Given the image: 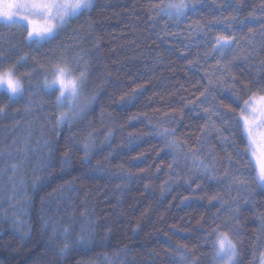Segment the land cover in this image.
<instances>
[{"label":"trees","instance_id":"16d2710c","mask_svg":"<svg viewBox=\"0 0 264 264\" xmlns=\"http://www.w3.org/2000/svg\"><path fill=\"white\" fill-rule=\"evenodd\" d=\"M157 2L159 0H96L95 10L69 26L52 46L55 55L62 50L61 44L75 46L67 50L69 55L79 49L88 53L91 60L89 85L99 87L100 96L84 120L73 125L72 131L76 139H83L91 132L97 147L87 164H82L79 159L81 151L73 158L71 174L57 170L54 175L45 176L35 191L32 189L33 168L41 155L39 142L42 136H51L46 114L47 119H51L54 107L51 101L41 106V95H32L28 91L29 88L35 90L42 79L41 71H33L36 65L31 57L35 55L37 60L44 62V57L53 56V52L46 48L43 55L34 53L25 46L22 32L0 27V53L3 54L0 60L6 61L0 68L11 67L26 53L29 56L27 63L16 64L17 74L25 81V97L19 103H9L0 93V106L7 105L5 113L0 115V153H3L0 169H4L0 175V213H5L0 219V264H61L53 251L45 250L44 241L52 225L62 231V226L70 223L73 207L76 220L81 219L85 194L87 207L95 208L99 223L113 229L112 241L107 249H96L87 255L71 250L67 264H77L81 259L94 258L104 251L114 256L117 264H169L170 252L176 250L177 243L187 244L189 254L199 257L197 264H210L207 252L210 245L203 244L201 237L214 218L217 202L210 205L206 198L198 199L203 191L196 189L193 192L195 183L191 188L183 180L179 183L169 180L165 184L169 175L175 177L177 172L185 175V165L191 162L181 158L169 171L171 156L165 159L166 151L157 156L159 138L145 133L152 130L153 124L167 123L173 117L179 120V110L183 109L184 120L169 126L176 128L181 141L187 140L188 146H196L195 135L188 134L199 135L205 114L198 109L200 114L197 115L192 112V106L185 107V104L196 100L200 92L209 88V79L218 83L219 77L224 76L231 82L227 73L216 66V53L209 52L213 36L220 32H236L239 37L243 28L242 35L249 37L254 45L241 40L251 55L247 61L237 60L231 65L232 72L238 77L237 87H241L240 80L252 81L254 87L257 76H264V65L260 63L264 60V35L259 22L253 19V15H264V0H190L196 6L195 11L190 8L187 18L179 23L156 16L153 5ZM216 18L221 20L218 22ZM197 24L203 25L199 35L192 34ZM248 27H254V34L248 32ZM204 33H208L207 37ZM228 59L231 56L226 54L221 63ZM25 73H31V77ZM215 91L218 99L230 95L219 88ZM133 96L135 99L129 104L128 100ZM43 99L47 100V97ZM204 99L200 97V100ZM29 100L33 102V108L26 112ZM134 115L139 118L130 119ZM109 131L112 135L106 141ZM70 134L67 128L61 130V146ZM26 139L29 151L27 161L22 163ZM212 139L219 150V141ZM182 148L187 152V146L182 145ZM11 163L21 164L15 176ZM89 165L103 168L105 172H89ZM157 166H160L159 172H156ZM129 172L132 173L131 183L118 188L117 185L123 182L122 177L127 179L125 174ZM21 177L31 197L27 203L14 194L21 191ZM74 177L78 192L66 193L64 197L59 193L49 195L58 184ZM161 186H170L171 191L161 196ZM215 188L220 189L225 200L236 196L235 190L229 192L223 185H215ZM68 196L73 198L72 204L68 202ZM186 196L190 199L184 200ZM21 207L26 215L18 212ZM256 209L264 212V197L259 194ZM42 217L49 221L47 234L41 230ZM17 218L31 229L28 242L23 246L12 226V220ZM241 225L243 245L239 259L241 264H252L253 252L258 255L261 245L256 241L258 221L248 205H244ZM77 233L78 227L74 225L69 234L73 245ZM58 238L64 239L59 233ZM97 264H102V260Z\"/></svg>","mask_w":264,"mask_h":264},{"label":"snow or ice","instance_id":"6c2138e0","mask_svg":"<svg viewBox=\"0 0 264 264\" xmlns=\"http://www.w3.org/2000/svg\"><path fill=\"white\" fill-rule=\"evenodd\" d=\"M95 7L96 0H0V27L9 31L22 32L25 46L34 53L43 55L46 48L53 52V56L44 57V62L37 60L35 55L31 57L36 65L33 71H41L42 79L35 90L29 88L28 91L32 95H41V106L51 101L54 107L51 119H47L46 114L51 136H42V141L39 142L41 155L33 168V191L36 190L37 185L42 184L45 176L50 177L57 170L60 173L71 174L74 168L73 158L81 151L82 155H79V159L82 164H87L93 158L94 149L97 147L91 132L83 139H76L72 131L73 125L84 120L100 96V88L89 85L91 60L88 53L79 49L69 55L67 50L75 46L61 44L59 47L62 50L59 55H55L56 50L52 47L69 26L82 17L89 16ZM153 7L157 10L156 16L175 20L177 23L187 18L190 8L193 11L196 8L190 0H159ZM153 18L155 19V16ZM228 19H234V17ZM253 19L259 22L261 33L264 35V15L261 17L253 15ZM216 20L219 22L221 18ZM247 30L250 34L255 32L254 27H248ZM240 31L239 37L236 32L229 34L220 32L213 36L212 47L209 50L210 53H216V66L227 73L231 82H227L224 76L219 77L218 83L209 79V88L200 92L196 100L185 104V107L192 106V112L197 115L200 114L198 109L205 114L199 135L188 134L195 135L196 146H188L187 140L181 141L176 128L169 126L184 120L183 109L179 110V120L173 117L167 123L153 124L152 130L145 133L159 138L160 147L156 153L157 156L165 151V159L168 155L171 156V162L168 164L169 171L172 170L173 164L181 161V158L191 162L185 165L187 167L185 175L181 176L179 172L175 177L169 175L165 184H168L169 180L173 183L183 180L184 184L191 188L195 183L192 191L195 192L196 189L203 191V195L197 197L198 199L206 198L210 205L213 201L217 202L214 205L216 207L214 218L201 237L203 244L210 245L207 249L210 264H241L239 257L243 245L241 218L244 215V205H248L253 210L258 221L256 241L261 248L258 255L255 251L253 252L252 264H264V212L256 209L257 194L264 197V76H257L254 87L252 81L244 80H240L241 87H237L238 77L232 72L231 65L237 60L247 61L251 55L241 40H246L248 45L254 47L252 40L242 35L244 29L241 28ZM201 32H203V25L197 24L193 27L192 34L199 35ZM204 35L207 37L208 33ZM226 54H229L231 59L221 63ZM0 55L3 54L0 53ZM28 59L29 56L26 53L16 64L27 63ZM5 62L0 60V64ZM260 63L264 65V60ZM16 64L7 69L0 68V93L7 97L9 103H19L26 95L25 81L17 74ZM25 75L31 77V73H25ZM28 83L31 84L30 79ZM210 88L213 91L210 92ZM216 88L230 95L224 99H218ZM43 97H47V100ZM200 97L205 99L200 100ZM120 99L123 101L124 97ZM133 99H135L134 96L130 97L128 103L130 104ZM197 100H200V103H197ZM6 108L7 105L0 106V115L5 113ZM32 108L33 102L29 100L25 111L31 112ZM138 118L137 115L130 117V119ZM148 123L151 124V121L149 120ZM65 128L69 129L71 134L61 146L59 144L61 130ZM111 135L109 131L105 140L108 141ZM30 137L31 133H29V139ZM213 137L220 143L219 150L213 144ZM129 140L131 145L133 142L131 137ZM182 145L187 146V152L183 150ZM28 151L29 141L26 139L22 163L27 161ZM8 156L11 158L12 154L9 153ZM10 167L15 176L21 164L11 163ZM88 171L104 173L105 169L89 165ZM141 171L146 170L141 169ZM159 171L160 166H157L156 172ZM3 172L4 169H0V175H3ZM125 175L127 179L122 177L123 182L117 185L118 188L127 187L131 183L132 173ZM75 179L74 177L72 180H66L64 184H58L49 195L54 196L59 193L61 197H64L66 193L78 192ZM19 185L21 191L14 194L21 197L25 203L29 202L31 197L26 191V182L23 177L19 179ZM215 185H223L229 192L235 190L236 196L231 200H225L220 189L215 188ZM233 186H236L235 189ZM168 191H171L170 186L167 188L161 186V196ZM67 199L70 204L73 203L71 196ZM189 199L190 197L187 196L184 198V200ZM86 201L87 194L82 201L85 207L80 212L79 221L75 218V207H73L69 216L70 223L62 226V231L61 228L52 225L50 234L44 241L45 250L53 251L54 255L59 257L61 264H67V258L72 254L71 250L87 255L96 249H107L111 244L113 229L108 224L99 223L95 208L89 209ZM18 212L20 215H26L23 207L18 209ZM4 215L5 213H0V219ZM74 225L78 227L75 245L69 240L70 230ZM12 226L20 236L21 246L25 245L31 235V229L18 218L12 220ZM49 228V221L42 217L41 230L47 234ZM58 233L64 237L63 240L58 238ZM169 247L171 248V245ZM187 247V244L177 243L176 250L170 252L169 264H197L199 257L190 255ZM116 255L118 256L119 253L117 252ZM101 260L102 264H117L116 258L108 255L107 251L94 258L81 259L77 261V264H97V261Z\"/></svg>","mask_w":264,"mask_h":264}]
</instances>
